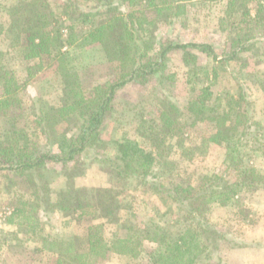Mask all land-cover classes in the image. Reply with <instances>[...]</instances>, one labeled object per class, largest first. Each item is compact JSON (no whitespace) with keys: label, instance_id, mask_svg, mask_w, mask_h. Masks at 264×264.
<instances>
[{"label":"trees","instance_id":"trees-1","mask_svg":"<svg viewBox=\"0 0 264 264\" xmlns=\"http://www.w3.org/2000/svg\"><path fill=\"white\" fill-rule=\"evenodd\" d=\"M183 1L99 0L102 9L97 14L107 10L108 24L94 25L79 33H82L84 41L89 45L112 44L117 63L115 77L111 81L95 85L89 90L84 89L78 73L66 67L63 46L59 44L61 37H50L51 31L45 32L41 25H32L34 19L31 21L32 27L21 32L24 55L27 59L34 55L51 56L53 51L50 48L54 46L58 49L59 57L56 59L60 62V74L64 80L65 98L57 108L41 101L40 107L34 108L35 124L45 138V145L32 139L25 128L16 80L9 77L0 59V90L3 91L0 93V119L11 120L13 124L12 129H0V173L10 172L28 179L35 187L33 200L41 203H22L13 212L10 222L13 223L15 217L21 221L28 220V215L41 210L44 203L63 217L83 220L88 225L86 246L82 249L78 248L73 237L54 240L40 237L42 246L35 251L57 255L56 264H97L113 255L119 256L121 262L138 261L145 251V245L149 243L155 245L149 254V264H204L205 261H212L220 251L222 235L204 217L198 218L204 216L211 204H230L242 189L251 187L262 178L246 162L243 137L250 120L247 117L248 109L247 113L244 109L247 101L243 87L239 86V93L232 95L225 104L222 95L215 96L211 89V83L218 76V66L238 59L239 52L246 50V46H240L241 50L233 48L218 56L211 44L180 43L175 40L163 44L157 40L154 31H158L157 21L173 24L186 12ZM209 1H227L226 15L229 17L236 13L237 8L247 7L250 0ZM142 4L146 7L144 11ZM149 11L153 12L154 18ZM255 11L256 26L264 30V0L257 4ZM34 17L43 19L39 13ZM71 31L75 32V27H71ZM175 52L181 54L191 79L201 75V56L216 62L212 69L202 70L206 82L210 81L208 84L197 87L193 83L192 96L186 109L194 123L206 119L213 125L209 141L225 149L226 161L237 172L234 181L214 173L203 175L197 185L182 183L172 186L163 182L159 166H169L165 160L166 144L174 135H178L177 131L182 124L179 99L172 91L167 73L171 54ZM130 86L149 90L152 101L159 108L156 120L142 117L137 129L142 137L152 141L154 150H146L125 136L115 143L116 148L111 153L102 137V128L114 111L118 95ZM224 105L228 107L227 112L233 119L223 117L226 115L221 111ZM61 121H70L74 125V134L56 133L54 140L49 142L50 133L55 134L56 125ZM256 151L264 155V146L256 148ZM81 157L93 158L120 179L139 182L152 195L163 199L168 210L176 204L179 216L186 222L190 221V224L183 231L169 235L152 219L146 224L138 223L132 212L130 195L120 186L72 192L62 190L52 200L48 195L51 192L45 173L46 166L55 163L67 169ZM26 208H30V211H26ZM27 225L35 232L36 228ZM111 227L116 231L107 236V230ZM119 232L124 234L120 235Z\"/></svg>","mask_w":264,"mask_h":264},{"label":"rangeland","instance_id":"rangeland-1","mask_svg":"<svg viewBox=\"0 0 264 264\" xmlns=\"http://www.w3.org/2000/svg\"><path fill=\"white\" fill-rule=\"evenodd\" d=\"M261 1L250 0L247 7L237 8L236 13L228 17L227 1L184 0L186 12L183 16L171 25L158 20V31L154 29L157 40L163 44L171 40L211 44L218 56L233 48L241 50L240 46L247 48L239 52L238 59L218 66V76L211 83V89L215 96L222 95L225 104L232 95L239 93V86L243 87L247 101L244 109L246 113L248 109L247 117L250 120L243 137L246 162L262 178L251 187L242 189L230 204H211L204 216L198 218L204 217L222 235L219 253L214 260L205 261L204 264H264V155L256 151V148L264 146V30L258 29L255 23V10ZM141 6L144 11L146 7L144 4ZM101 9L99 0H0L2 66L9 77L16 80L25 128L32 139L39 140L43 145L46 142L35 124L34 108L40 107V101L57 108L65 98L61 65L56 59L59 57L58 49L52 46L51 56L34 55L27 59L20 39L21 32L28 31L34 19L32 25H41L45 32L51 31L52 38L61 37L59 44L63 46L66 67L77 72L84 89L89 90L115 77L117 61L114 46L110 43L89 45L84 41L82 33H79L94 25L108 24L107 10L97 14ZM37 13L43 15V19L35 18ZM149 14L154 18L153 12ZM71 27H75V32L71 31ZM201 59L202 70H210L216 65L212 58L201 56ZM202 70L201 75L191 79V74L181 60V54H171L167 73L172 91L179 99L182 124L177 131L178 135H174L166 144L165 160L169 162V166H159L165 184L197 185L203 175L214 173L229 181L237 178L235 167L226 161L225 149L209 141L213 125L206 119L194 123L186 109L192 96L193 83L198 87L210 82H206ZM152 100L149 90L141 87L130 86L121 91L114 104V111L102 128V137L111 153L116 148L115 143L125 136L138 142L146 150H154L152 141L142 137L137 131L142 117L156 120L159 108ZM227 109L225 105L221 108L222 114H226L223 117L231 120L233 117H230ZM12 125L11 120L0 119L2 131L12 129ZM74 132V125L70 121H61L56 125L55 134L50 133L49 142L57 134L71 135ZM45 173L51 192L48 195L52 200L62 190L72 192L120 186L130 195L132 212L138 223L146 224L152 219L169 235L183 231L190 224V221L186 222L179 216L176 204L168 210L163 199L152 195L139 182L118 178L93 158L81 157L67 169L49 163ZM34 188L24 177L10 172L0 173V264H56L57 255L35 251L42 246L40 237L52 240L73 237L79 249L86 246L87 223L70 216L63 217L44 203L41 210L28 215V220L21 221L19 217H15L13 223L10 222L13 212L22 203L35 202L41 205L39 201L33 200ZM26 209L30 211V208ZM27 224L36 228L35 232ZM115 231V228H109L107 236ZM154 248L152 243L146 244L138 261L121 262L119 256L113 255L97 264H149V254Z\"/></svg>","mask_w":264,"mask_h":264},{"label":"built area","instance_id":"built-area-1","mask_svg":"<svg viewBox=\"0 0 264 264\" xmlns=\"http://www.w3.org/2000/svg\"><path fill=\"white\" fill-rule=\"evenodd\" d=\"M11 213V212H10Z\"/></svg>","mask_w":264,"mask_h":264}]
</instances>
